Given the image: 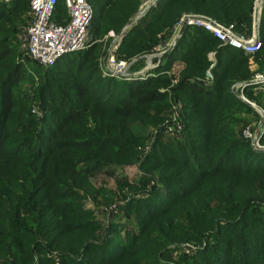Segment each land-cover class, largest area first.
Wrapping results in <instances>:
<instances>
[{"label": "trees", "instance_id": "16d2710c", "mask_svg": "<svg viewBox=\"0 0 264 264\" xmlns=\"http://www.w3.org/2000/svg\"><path fill=\"white\" fill-rule=\"evenodd\" d=\"M28 1L0 2V264H32L34 257L35 264H50L37 256L46 250L57 264H162L168 246L184 242L200 246L178 264H264V150H254L228 115L248 108L231 93L232 83L250 76L248 56L186 25L151 75L102 77L92 36L104 16L117 33L139 1L87 0L95 6L88 45L43 67L23 61L10 38ZM252 3L157 0L121 37L114 56L129 60L151 51L182 13L206 15L246 34ZM63 17L57 0L52 18ZM258 29L261 47L252 57L264 59V2ZM210 50L212 78L204 84ZM174 61L182 63L171 87L182 128L164 140L160 132L139 163L143 175L156 176L145 196H131L119 209L136 229L103 228L81 200L108 201L111 193L89 176L131 163L143 140L140 128L166 118V72ZM26 79H36L31 98L18 91ZM32 98L41 108L38 119L27 110ZM122 187L138 189L120 179Z\"/></svg>", "mask_w": 264, "mask_h": 264}, {"label": "rangeland", "instance_id": "374dc122", "mask_svg": "<svg viewBox=\"0 0 264 264\" xmlns=\"http://www.w3.org/2000/svg\"><path fill=\"white\" fill-rule=\"evenodd\" d=\"M139 2L141 0H138ZM138 2V4H139ZM91 6H94V3L92 1H89ZM136 5V9L137 6ZM92 7V8H93ZM135 9V11H136ZM134 11V13H135ZM109 12L106 11V13ZM133 13V14H134ZM132 17V16H131ZM21 20H24L22 23L17 25L15 27V30L13 28V34L11 35V39H13L15 42L13 43L16 49L18 50L16 53L18 56L22 58L23 61H27L28 59L24 58L21 56V49H20V39L19 36L21 35L22 31L24 30L26 23L28 21V9L26 13H24V16L20 18ZM107 20L108 18L104 16L103 22L100 24V32L95 35L94 37L92 36V39H94L97 43H99V47L97 49V54L95 56L96 61H97V66L98 69L101 73V70L103 69V63L105 56L109 54L110 51H113L112 49L114 48V43L109 42L108 33L110 32V28L107 26ZM129 20V19H128ZM93 24V23H92ZM108 28H107V27ZM12 28V27H11ZM113 31V30H112ZM3 38V36H0ZM94 42V41H93ZM91 42V43H93ZM159 44V43H158ZM157 45V44H156ZM154 53L152 51L146 52L141 54L138 58V62L136 64H128L131 59L129 60H124L126 61V73L124 76H118L115 78L118 79H125L126 77H135L137 78L138 75H141L140 71H143V76H148L147 74H151V70H144L145 65H146V56L149 54ZM114 54V53H113ZM152 57V56H150ZM156 58V57H155ZM155 58H151L150 64L156 63ZM162 59L160 58L158 60V64L160 65L162 63ZM32 62V61H31ZM31 62H26L27 65L29 66H34V63ZM174 62L171 63L170 68L167 70V75L171 76V80L169 85L165 90H168L167 92V103H168V108H167V116L166 118L159 124L155 126L148 125L144 128H140V133L143 136L142 143L137 144L135 148L136 152V157L135 159L125 165H107L103 166L102 169L95 171L91 176H89V182L93 186H102L106 191L111 193V198L108 201H104L101 197H96L92 199L90 196H85L81 200V207L82 209L90 210L95 217V219L100 223V225L105 228L109 224H117V225H123L125 228L135 230L136 225L134 222L131 220L130 217L125 216V214L120 211V206L124 203L125 199L135 196L137 197H143L145 196L146 190L149 188V186L152 185V181L155 178V174L152 173L153 176H150V178L146 177L140 172L139 163L143 159L144 155L150 151L152 142L154 138L162 132V140H164L166 137H174V134H169L167 131H165L166 125L170 121V116H171V110L173 109L172 107L176 106V104L179 103L180 106V112L178 114V119L181 121V104L180 101L176 98L172 91V86H174L177 78V74L174 72V68L172 67ZM247 64L248 68L250 71V76L248 80L245 81H236L232 83L231 85V93L232 95L242 101L248 108H240L239 110H235L231 114H228L229 117L235 121V126L236 129L240 131L242 134V130L246 127L251 128L252 130H257V123L259 120L258 116V110H263L264 106V81H257V82H252L251 80L254 79V76L257 74L264 75V59L259 58L255 59L254 57L249 56L247 58ZM257 65V67H254L253 65ZM261 64V66H260ZM259 65V66H258ZM173 68V69H172ZM154 69V68H153ZM102 77H107L108 75H101ZM34 79V78H33ZM33 81V82H32ZM29 80L26 79L25 81H22L19 84V94L24 97L26 95L27 97H32L33 93V87H35V80ZM251 81V82H250ZM32 82V83H31ZM210 82V81H209ZM208 82V83H209ZM207 83V84H208ZM239 84V85H237ZM245 101H247L250 104H247ZM40 105L38 103V100L32 98L30 100H27V110L28 113L32 115L35 119L39 118L40 115ZM233 109V108H232ZM264 111V110H263ZM162 129V130H160ZM258 131V144L259 147L253 148L254 150H264V123L262 126V129L257 130ZM243 136V135H242ZM246 139V138H245ZM248 140V139H247ZM144 141V142H143ZM249 141V140H248ZM81 166V165H80ZM143 178V180H142ZM120 179H124L129 183L135 184L137 186V190L135 191H130L126 187L118 188V181ZM122 234V229L123 227H117ZM199 244L195 243H179V244H170L168 246L167 251V260H162L160 263L162 264H178L180 260L183 259V257L189 258L192 253L199 247ZM52 251L46 250L43 252H40L37 254V256H45L48 259H50V264H55V261L51 259L52 257ZM32 264H35V257L34 261Z\"/></svg>", "mask_w": 264, "mask_h": 264}, {"label": "built area", "instance_id": "2783aa9c", "mask_svg": "<svg viewBox=\"0 0 264 264\" xmlns=\"http://www.w3.org/2000/svg\"><path fill=\"white\" fill-rule=\"evenodd\" d=\"M10 1L11 0H0V2L4 4H8ZM156 1L157 0H141L129 21L125 23L117 33L110 31L108 36H116L117 38L122 37L129 27L138 21ZM263 2L264 0H253L250 29L246 34L235 32L232 24H222L206 15L182 13L172 26L168 37H172L177 33L181 23L185 22V26L190 25L207 31L220 45L238 48L248 55L254 54L261 47L258 25ZM56 3L57 0H29L28 21L19 36L21 56L43 67L52 65L57 58L66 53L82 50L91 40L89 34L90 22L92 19L91 4L87 0H62L64 17L61 18V22H57L52 18L55 13ZM171 47L172 43L167 40L152 47L151 51L154 53L146 56V66L148 68L156 67L158 61L154 64H150L152 58L150 56L155 53L163 54L170 50ZM212 55L213 52L207 54V59L210 64L204 71V76L201 80L204 84H207L212 78L210 73V68L213 66V62L211 61ZM126 67V61L116 59L114 54L109 52V54L105 56L101 75L113 77L124 76L128 74L125 72ZM140 72L141 75H138V78L144 77L143 71ZM129 78L134 77H126L125 79ZM251 81L253 83L264 81V75L257 74ZM172 108L170 121L165 128V131L169 134L177 133L182 128V123L178 119V114L180 112L179 103ZM258 116L257 130H260L264 123V111L258 110ZM257 130H252L249 127L242 130L243 137L249 140L253 148L259 147ZM55 264H57L56 261Z\"/></svg>", "mask_w": 264, "mask_h": 264}, {"label": "crops", "instance_id": "0c3cea01", "mask_svg": "<svg viewBox=\"0 0 264 264\" xmlns=\"http://www.w3.org/2000/svg\"><path fill=\"white\" fill-rule=\"evenodd\" d=\"M130 19V18H129ZM129 21V20H128ZM127 21V22H128ZM126 22V23H127ZM110 31H112V30H110ZM113 32V31H112ZM114 33V32H113ZM168 36H169V34H168ZM165 37L162 41H164V40H167V41H170L171 43H172V46H173V44L175 43L174 42V39H178V37L180 36H178L177 35V33H175L172 37ZM108 38H109V42H113L114 43V48L112 49L113 51H110L111 53H114V51H115V49H116V47H117V45H118V43L120 42V40H121V37H119V38H117L116 36L115 37H109V36H107ZM162 41H161V43H162ZM174 42V43H173ZM209 52H213V55L211 56V61L213 62V64H214V51L213 50H210V51H208L207 52V54L209 53ZM206 54V55H207ZM245 54V53H244ZM163 54H152V58H155V59H157L156 61H158L160 58H161V56H162ZM248 57L249 56H251V55H248V54H246ZM139 56H134V57H132L131 58V60H130V62L128 63V64H130L131 62V65L132 64H136L137 62H138V60H139V58H138ZM146 62V61H145ZM173 66V68H174V72L177 74V72H178V70L182 67V63L180 62V61H174V64H172ZM158 66V65H157ZM157 66L156 67H152V68H148L146 65H145V70H151L150 72L152 73V72H154V70L157 68ZM254 67H257V65L255 64V65H253ZM154 68V69H153ZM172 68V69H173Z\"/></svg>", "mask_w": 264, "mask_h": 264}, {"label": "water", "instance_id": "95a60500", "mask_svg": "<svg viewBox=\"0 0 264 264\" xmlns=\"http://www.w3.org/2000/svg\"><path fill=\"white\" fill-rule=\"evenodd\" d=\"M184 27H185V22H182L181 25H180V28H179V30H178V32H177V35H178V36L182 33ZM175 41H176V39H174V42H175ZM174 42H173V43H174ZM245 102H246L247 104H250V103H248L247 101H245Z\"/></svg>", "mask_w": 264, "mask_h": 264}]
</instances>
